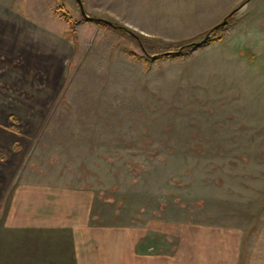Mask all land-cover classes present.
<instances>
[{
    "label": "rangeland",
    "instance_id": "374dc122",
    "mask_svg": "<svg viewBox=\"0 0 264 264\" xmlns=\"http://www.w3.org/2000/svg\"><path fill=\"white\" fill-rule=\"evenodd\" d=\"M43 1L72 35L93 22L112 40L82 30L43 78L41 124L19 109L15 181L53 189L57 226L45 202L15 228L2 215L0 264H264V0H218L232 40L172 58L211 29L160 37L114 0H79L98 22L77 0Z\"/></svg>",
    "mask_w": 264,
    "mask_h": 264
},
{
    "label": "crops",
    "instance_id": "0c3cea01",
    "mask_svg": "<svg viewBox=\"0 0 264 264\" xmlns=\"http://www.w3.org/2000/svg\"><path fill=\"white\" fill-rule=\"evenodd\" d=\"M12 1L0 0V28L2 29L0 30V78L2 79L0 80V131L4 132L0 134V145L4 146L0 148V155H2L0 156V219L2 215L6 216L13 228H15L13 225L19 221H36L35 218L40 216L35 217L37 208L34 207L35 202L40 201L39 205L45 202V205L42 204L41 207L43 212L41 217L49 218L48 220L52 221L51 229H53L57 226V216L53 214L52 207L53 189L45 188L42 181H35V179L23 180L21 183L15 181L22 158L18 156L20 151L13 150L12 146L14 142H18L20 136L10 128L21 124L23 116L18 112L19 109L30 110V112L23 111L25 118L34 119L30 124H41L43 116L40 110L46 107L43 105L44 99L40 96L44 92L43 78L49 77L51 73L57 74V69L56 72H52L53 63L58 60L59 55H63V61L70 58V52L67 49L70 50L71 45L75 43L74 40L80 38L82 30L86 31L82 33L86 40H92L91 35V38L96 36L94 40H112V38L104 37L102 30L97 27L98 24L93 22L78 24L77 35H72L68 24L58 15L53 14L48 6L50 4L43 0H38L39 2L35 4L37 9L32 7V10L23 5L17 7L12 4ZM56 1L51 0V6ZM102 1L111 4V0ZM114 1L122 5V7L118 5L117 10L121 8V11L125 10L133 14L134 20L135 14L143 15L148 27L153 30V35L163 37L170 32L173 34L176 32V36L182 35L193 40L206 29H212L217 25L220 21L218 14L220 10H223L219 8L218 0ZM83 4L85 6V3ZM125 39L122 36L113 38V40ZM225 40L232 39L225 35L221 41L208 45H219ZM10 61H24L25 73L12 68L9 65ZM1 109L7 111L5 115L2 114ZM13 115L16 116L17 123L11 121ZM29 206L30 209H28ZM38 221H40L38 228L42 229V219ZM33 224L30 223L31 226ZM47 263L49 264L48 261Z\"/></svg>",
    "mask_w": 264,
    "mask_h": 264
},
{
    "label": "trees",
    "instance_id": "16d2710c",
    "mask_svg": "<svg viewBox=\"0 0 264 264\" xmlns=\"http://www.w3.org/2000/svg\"><path fill=\"white\" fill-rule=\"evenodd\" d=\"M55 11H56V13H58L59 10H57V8H56ZM232 13L229 14V16L226 17L227 20H229V17L232 15ZM60 18H62L67 23H71V20L68 18V16L65 13H61L60 14ZM99 23L103 24V22H99ZM228 24H229V21H228ZM114 28H120V26L115 25ZM224 28L225 27H220L219 29L213 31L211 33V37L205 42V44L221 40L223 38ZM218 30H220V31L217 33ZM205 44H202V45H205ZM202 45H199V46H202ZM180 48L182 49L181 51H179ZM191 48H193V45H189V44H186L184 46L181 45V46L178 47L177 51H173V52L171 51L167 55H162V57H164V58L182 57L184 55V53H185V50L186 49H191ZM149 57L151 59H156V56H149ZM0 210H1V205H0Z\"/></svg>",
    "mask_w": 264,
    "mask_h": 264
},
{
    "label": "water",
    "instance_id": "95a60500",
    "mask_svg": "<svg viewBox=\"0 0 264 264\" xmlns=\"http://www.w3.org/2000/svg\"><path fill=\"white\" fill-rule=\"evenodd\" d=\"M79 6H80V12H81V15L84 17V18H88V19H93V21H101L100 19H94V18H89L86 16L84 10L81 8V5H80V2L79 0H77ZM105 24H110L109 22L107 21H103ZM228 23V20L227 19H224L222 22H220L219 24L215 25L211 30L210 32H208L203 38L202 40H200L199 42L197 43H194V44H191L195 47L199 46V45H202V44H205V42L211 37V33L217 29H219L220 27H224L225 25H227ZM168 53H165L164 55H167Z\"/></svg>",
    "mask_w": 264,
    "mask_h": 264
}]
</instances>
